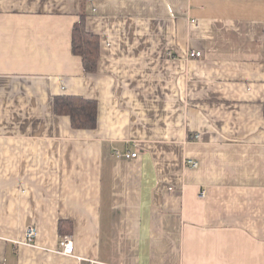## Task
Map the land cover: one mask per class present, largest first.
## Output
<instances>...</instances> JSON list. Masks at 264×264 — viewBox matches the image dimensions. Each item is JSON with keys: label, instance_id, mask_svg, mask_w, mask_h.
<instances>
[{"label": "crops", "instance_id": "obj_1", "mask_svg": "<svg viewBox=\"0 0 264 264\" xmlns=\"http://www.w3.org/2000/svg\"><path fill=\"white\" fill-rule=\"evenodd\" d=\"M0 264H264V0H0Z\"/></svg>", "mask_w": 264, "mask_h": 264}, {"label": "trees", "instance_id": "obj_2", "mask_svg": "<svg viewBox=\"0 0 264 264\" xmlns=\"http://www.w3.org/2000/svg\"><path fill=\"white\" fill-rule=\"evenodd\" d=\"M72 53L82 60L85 73L95 74L102 53L100 37L88 31L86 15L80 14L72 30ZM53 111L56 116L68 117L72 128L76 130H94L98 126L99 106L96 101L79 96H58L53 100ZM71 232L70 225L60 223L61 235Z\"/></svg>", "mask_w": 264, "mask_h": 264}, {"label": "built area", "instance_id": "obj_3", "mask_svg": "<svg viewBox=\"0 0 264 264\" xmlns=\"http://www.w3.org/2000/svg\"><path fill=\"white\" fill-rule=\"evenodd\" d=\"M171 56V54L169 55ZM202 56V53L196 52V51H189L187 53L188 58H200ZM116 156H121L124 157L125 159H135L138 157L137 153H131V152H126V153H121V152H116ZM188 164L196 168L198 165L196 162L190 160L188 161ZM37 236L36 230L34 227L30 226L27 228L26 231V239L24 242L20 243L22 245L26 246H35V238ZM61 254L65 256H73L74 255V243L71 238V236H63L60 242V251Z\"/></svg>", "mask_w": 264, "mask_h": 264}]
</instances>
